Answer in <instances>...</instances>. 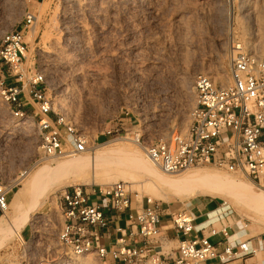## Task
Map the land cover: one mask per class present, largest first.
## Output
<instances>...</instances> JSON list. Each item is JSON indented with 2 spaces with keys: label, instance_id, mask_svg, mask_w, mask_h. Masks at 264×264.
I'll return each instance as SVG.
<instances>
[{
  "label": "rangeland",
  "instance_id": "obj_1",
  "mask_svg": "<svg viewBox=\"0 0 264 264\" xmlns=\"http://www.w3.org/2000/svg\"><path fill=\"white\" fill-rule=\"evenodd\" d=\"M28 8L37 19L25 34L27 67L45 75L56 112L84 129L95 144L87 153L47 159L34 166L38 160L36 125L16 121L0 105V175L15 185L9 196L10 209L0 218V264L23 260L28 264H76L79 257L69 258L59 245L62 221L53 198L74 186L92 193L123 182L134 206L136 201L140 206L152 198L166 212L171 207L193 212L201 202L202 207L209 203L214 209L226 201L234 210L233 221L243 231L252 230L250 237H264V215H255L236 193L221 195L208 187L157 188L133 164L134 155L130 156L139 152L150 162L136 143V131L142 130L146 141L153 142L174 128H187L195 103L194 78L205 74L226 84L234 42L264 59L259 52L264 45V0H0V39L22 27ZM248 42L254 48L249 49ZM0 78L12 80L1 62ZM28 105L30 111H37L29 99ZM121 125L120 133L107 134ZM99 155H104V162L99 158L100 167L95 169L76 173L67 167L66 160L78 162ZM108 158L113 160L105 162ZM26 169L29 175L13 182ZM158 170L164 178L194 176L210 186L240 180L256 185L211 166L178 173ZM180 194L186 200L181 201ZM31 226L34 236L28 240ZM80 258L103 264L92 253Z\"/></svg>",
  "mask_w": 264,
  "mask_h": 264
},
{
  "label": "built area",
  "instance_id": "obj_2",
  "mask_svg": "<svg viewBox=\"0 0 264 264\" xmlns=\"http://www.w3.org/2000/svg\"><path fill=\"white\" fill-rule=\"evenodd\" d=\"M36 19L31 8L26 9L22 27L4 33L0 39V62L12 77L11 82L0 78V105L16 121L36 125L38 160L34 166L47 159L87 153L95 144L84 129L56 112L45 75L27 67L25 34ZM232 47L226 84L216 83L205 74L194 78L195 103L185 130L174 128L153 142L146 141L142 130L135 132L136 143L162 172L211 166L246 177L256 185L264 182V59L242 43L234 42ZM28 99L37 105L36 112L27 111ZM29 173L28 169L19 172L13 182ZM14 187L0 175V217L10 209L9 196ZM53 198L62 221L58 242L69 258L92 253L103 264H204L212 260L226 264L242 257H257L264 251L261 244L228 243L234 210L226 201L218 202L201 222L190 210H177L171 216L170 228L185 239L175 249H163L159 241L165 215L162 204L147 198L145 204L137 206L136 201L134 206L126 183L116 182L92 193L74 186L58 191ZM109 214L114 218L124 214L126 225L112 228ZM113 235H118L113 245H106ZM33 236L31 226L28 240ZM214 238L219 242L213 243ZM220 242L225 243L222 250L218 248Z\"/></svg>",
  "mask_w": 264,
  "mask_h": 264
},
{
  "label": "bare ground",
  "instance_id": "obj_3",
  "mask_svg": "<svg viewBox=\"0 0 264 264\" xmlns=\"http://www.w3.org/2000/svg\"><path fill=\"white\" fill-rule=\"evenodd\" d=\"M251 3L252 2H250L249 5ZM261 42H263V41H261ZM245 43H246V41H245ZM247 44H248L247 46L250 47L249 49L254 48V45H253L252 42H248ZM259 52L264 57V45L263 44L260 45ZM118 151H120V150H118ZM121 151H122V149H121ZM130 152H129V155H130ZM111 154L112 153H109L108 154L109 156L107 154L106 155L108 157H110ZM125 154H124V156H125ZM132 154L134 155L133 158L134 157L136 158L135 159V163H133V164L138 166V167H140V168H142V170L146 173V175L149 177V179L152 181V183L156 184L157 188H159V187L168 188L169 187V188H173V189L174 188L175 189L179 188V189H182V190H190V189H195V188H198V187H205V188L208 187V188H211L212 190L218 192L221 195L230 194V192L233 193V194L236 193L237 197H238V200H240V202L246 203L247 206H249L252 209V210L250 209V211H254L255 215H257L259 212L262 213V215H264V182L261 185H255V186L251 185L250 186V185L245 184L244 181L240 180L239 181L240 183H238V184L226 183V184H222V185L210 186L209 184H206V183L202 182L203 180H200L199 178H196L194 176H181V177H174V178H168V177L164 178V177L160 176L157 166H155V164H153L150 160H149L150 162H148L145 159H143L141 153L137 152V153L134 154L133 152H131L130 156H132ZM112 155H111L110 158H115ZM126 155H128V154H126ZM99 156H94L92 158L82 159L80 161L78 160V162L66 160V163H69L67 167L70 168L69 170H76L77 171L76 173L82 172V171H84L86 169H89V168H94L95 169L98 166L100 167L99 162L104 160L103 159L104 155H102L103 157H101V156L99 157ZM99 158L101 159L100 161H99ZM110 158H108L107 160L105 159L106 160L105 162H108L109 160H113V159H110ZM102 162H104V161H102ZM102 162H101V164H102ZM115 164L116 163H114V165ZM68 172L70 173V171H68ZM76 173L74 174L75 176H76ZM86 181L88 182V180H86ZM156 186H155V188H154V186H151V187H153V189H156ZM151 187H150V189H152ZM151 192H154V191H151ZM201 193L205 194V191L201 190ZM179 199L182 201L181 195H180ZM2 217L4 218L5 216H2ZM18 231L19 230L16 231L17 237L19 236V232ZM76 264H91V261L89 260V258H80L79 257V258L76 259Z\"/></svg>",
  "mask_w": 264,
  "mask_h": 264
},
{
  "label": "crops",
  "instance_id": "obj_4",
  "mask_svg": "<svg viewBox=\"0 0 264 264\" xmlns=\"http://www.w3.org/2000/svg\"><path fill=\"white\" fill-rule=\"evenodd\" d=\"M30 105L27 106V111H30ZM116 127V126H115ZM123 128V125H121V129ZM182 197V200H186V197L183 196V194H180ZM195 198V197H194ZM165 202H168V200H164ZM211 204L206 203L204 207H202V202L200 205H197L193 208V213L199 218L198 222H201L205 219V216L208 212L214 210L212 207H210ZM217 206V205H215ZM165 210V209H164ZM177 212L176 208H170L168 212L165 210V215L163 217V223H162V233L159 237V241L162 243L163 249H175L179 242L185 239L181 235H177L171 228H170V222H171V216L174 215ZM110 220H111V227L114 228L118 225L125 226L126 225V216L119 215L117 218H114L109 214ZM212 216V215H211ZM213 217V216H212ZM1 218V217H0ZM231 226V233L232 236L229 238L228 243L232 246H237L240 243L248 242L250 243V246L257 247L259 244H261L264 247V237L255 238L250 237L251 234L253 235L252 230L243 231L238 222H234L233 220L230 221ZM25 232V229H24ZM26 234V232H25ZM27 235V234H26ZM118 237V235H113L111 241H106L105 244L108 246L113 245L114 240ZM213 243L219 242L217 239H212ZM225 246L224 242H220L218 248L222 250V248ZM121 264V263H117ZM204 264H221L218 260H212L207 261ZM226 264H264V251H262L257 257H242L238 259H234Z\"/></svg>",
  "mask_w": 264,
  "mask_h": 264
}]
</instances>
